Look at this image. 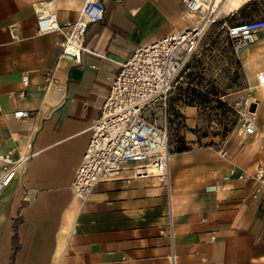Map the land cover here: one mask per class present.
Segmentation results:
<instances>
[{
    "label": "crops",
    "instance_id": "1",
    "mask_svg": "<svg viewBox=\"0 0 264 264\" xmlns=\"http://www.w3.org/2000/svg\"><path fill=\"white\" fill-rule=\"evenodd\" d=\"M31 1L0 0V152L31 155L0 195V264H264V117L227 155L171 152L169 187L126 165L84 202L71 190L111 78L136 47L192 22L182 0H101L78 64L59 58L60 32L37 33ZM84 1L55 0L58 23ZM254 38L264 47V30Z\"/></svg>",
    "mask_w": 264,
    "mask_h": 264
},
{
    "label": "built area",
    "instance_id": "2",
    "mask_svg": "<svg viewBox=\"0 0 264 264\" xmlns=\"http://www.w3.org/2000/svg\"><path fill=\"white\" fill-rule=\"evenodd\" d=\"M182 2L192 22L180 31L136 47L111 78L109 91L100 105L99 116L89 127V140L71 181V190L80 202L88 199L99 181L118 177L126 165H131L134 176H154L169 187L171 148L166 103L178 76L196 52L201 30L215 20L208 16L212 6L204 8L194 0ZM31 5L37 33L60 32L63 38L59 41V58L80 63L82 51L86 49L84 40L88 25L104 18L103 2L85 0L78 17L62 24L57 21L55 0H32ZM227 29L238 52L251 36L264 29V17L237 22ZM21 83L20 94L23 95L28 84L26 73ZM255 83L264 86V67L256 72ZM159 101L163 111L162 121L157 123L145 111ZM236 107L240 113V131L254 134L256 124L253 117L247 115L245 102L236 103ZM13 114L24 117L28 112L20 109ZM219 149L226 155V150ZM30 156L14 157L11 150L0 152V195L14 178L23 177ZM254 177L264 178V163L258 165Z\"/></svg>",
    "mask_w": 264,
    "mask_h": 264
},
{
    "label": "rangeland",
    "instance_id": "3",
    "mask_svg": "<svg viewBox=\"0 0 264 264\" xmlns=\"http://www.w3.org/2000/svg\"><path fill=\"white\" fill-rule=\"evenodd\" d=\"M213 9L208 16L215 20L201 30L196 52L166 103L171 152L183 144L211 145L226 150L227 155L230 149L248 143L251 139L247 138L255 133L240 131L236 103L245 102L247 115L255 121L264 117V87L254 86L256 72L264 67V47L248 42L237 52L227 34V27L234 23L264 17V0H248L234 12L219 3ZM250 86L254 87L249 90ZM188 95L194 105L183 102L189 100ZM185 106H194L196 112L190 113ZM162 111L159 101L145 114L159 123Z\"/></svg>",
    "mask_w": 264,
    "mask_h": 264
},
{
    "label": "bare ground",
    "instance_id": "4",
    "mask_svg": "<svg viewBox=\"0 0 264 264\" xmlns=\"http://www.w3.org/2000/svg\"><path fill=\"white\" fill-rule=\"evenodd\" d=\"M197 2H199V4H201L204 8H206V7L210 8L212 6V10H214L213 6L218 5V3L221 6H225L227 4L230 6L235 2H239V0H194V3H197ZM254 39H255L254 36H251V38L249 39V42H251V43L254 42L255 41ZM247 43L248 42H246L245 45H247ZM255 86L256 87H264L262 85H257V84H255ZM251 88L252 87L250 86L248 89L251 90ZM253 122L255 123L254 118H253Z\"/></svg>",
    "mask_w": 264,
    "mask_h": 264
},
{
    "label": "trees",
    "instance_id": "5",
    "mask_svg": "<svg viewBox=\"0 0 264 264\" xmlns=\"http://www.w3.org/2000/svg\"><path fill=\"white\" fill-rule=\"evenodd\" d=\"M191 91L194 93L196 90L195 89H191ZM188 98H189V100H186V101H183V102L185 104H187V105H194V103H193L194 98L193 97H189V95H188ZM187 148H189V147L186 144H183V145L177 146L174 149V151H181V150H184V149H187Z\"/></svg>",
    "mask_w": 264,
    "mask_h": 264
}]
</instances>
